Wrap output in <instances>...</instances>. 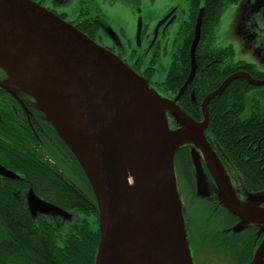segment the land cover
Instances as JSON below:
<instances>
[{
	"label": "water",
	"instance_id": "1",
	"mask_svg": "<svg viewBox=\"0 0 264 264\" xmlns=\"http://www.w3.org/2000/svg\"><path fill=\"white\" fill-rule=\"evenodd\" d=\"M199 33L197 24L190 71L176 99L193 78ZM0 61L5 81L32 98L91 186L99 230L94 264H193L174 169L182 146L192 145L195 194L210 195L202 156L220 204L239 219L233 230L254 224L264 231V190L249 192L233 182L204 135L210 99L232 79L256 86L264 80L246 72L228 76L204 97L202 120L196 121L118 57L32 0H0ZM9 68L22 85L8 79ZM168 115L177 127H169ZM0 174L17 177L1 165ZM31 192V207L39 202L41 211L61 212ZM250 264H264V236Z\"/></svg>",
	"mask_w": 264,
	"mask_h": 264
},
{
	"label": "flooded vegetation",
	"instance_id": "2",
	"mask_svg": "<svg viewBox=\"0 0 264 264\" xmlns=\"http://www.w3.org/2000/svg\"><path fill=\"white\" fill-rule=\"evenodd\" d=\"M32 1L73 25L118 57L150 88L173 100L196 121L202 120L201 103L204 97L218 88L228 76L246 72L255 80H264V65L258 67L254 62L235 59L233 44L216 45L214 34L228 7H246L245 14L252 16L251 19L244 18L242 24L259 31L263 45L258 48V57L260 64H264V0ZM209 12L214 13L216 19L210 20L206 16ZM197 24L200 33L195 49V72L181 96L176 99L190 71L189 49ZM209 27L214 28L213 34L206 36L205 33L203 36L206 37L203 38L202 29ZM189 37L188 61L185 62L182 51ZM159 66L166 67L163 79L157 78ZM171 66L180 71H170ZM257 74L260 76L256 77ZM239 79L246 81L243 78L232 79L220 94L244 89ZM250 85L253 86L247 93V99L248 96L249 99L252 97L250 102L247 100L242 110H236L230 117L258 122L264 116V101H260L262 95L258 88L264 90V85ZM210 100L206 104L208 124L204 135L222 161L230 179L240 183V170L264 172V154L261 155L259 151L261 143L264 147V134L249 137L245 155L235 152L224 137L220 138L214 132L216 130L210 128ZM227 104L219 105L223 114L232 110L231 104ZM168 124L170 128L177 127L172 118ZM236 139L240 140L239 137ZM191 147L182 146L176 151L174 169L193 264H250L262 242L264 231L254 224H248L238 231L233 230L239 219L220 204L216 185L202 156L199 160L210 195L200 197L195 194L196 178L189 153ZM251 149L257 154L250 155ZM0 165L17 175L12 178L0 174V212L12 208L16 216L23 213L27 222H20L19 216L21 227L26 229L31 222L36 227L46 229L49 221L58 233L64 235L80 230L86 224L92 230L97 229L99 235L98 209L84 171L43 119L41 112L35 108L32 98L7 83L1 68ZM31 191L36 199L57 206L62 213L41 211L39 202L31 207L28 200ZM6 229L5 222L0 220V250ZM12 233L16 239L17 232Z\"/></svg>",
	"mask_w": 264,
	"mask_h": 264
},
{
	"label": "trees",
	"instance_id": "3",
	"mask_svg": "<svg viewBox=\"0 0 264 264\" xmlns=\"http://www.w3.org/2000/svg\"><path fill=\"white\" fill-rule=\"evenodd\" d=\"M214 15V13L210 12L206 14L210 20L216 19ZM213 30L214 28L210 27L203 28L202 37L205 38L207 35L213 34ZM205 33L206 36L204 37L203 35ZM190 40L191 37L188 38V42L185 44V48L182 51L185 62L188 61L187 49ZM202 46L205 47L206 45L203 44ZM212 52L217 51L212 50ZM177 70L179 69L171 66L170 71L177 72ZM187 70L188 69L185 70L183 77ZM259 76L260 74H257L256 77ZM239 82L244 89L225 91L210 100L212 108L210 111L212 114L210 128L213 129V131L216 130L214 132H216L220 138L224 137L226 139L225 141L235 152H240L241 155H245L247 153L246 144L249 137L264 134V116L260 117L258 122L253 120H241L238 117H230L233 112L235 113L238 109L241 111L243 106L247 104V93L253 88V86L242 79H239ZM233 100L237 101L234 102ZM226 102H228L227 105L231 104L230 109L232 110L223 114V110L219 109V105L225 104ZM244 135L247 136L242 138ZM237 137L240 138L239 141H237ZM259 151L261 155L264 154L263 143L260 144ZM253 152L254 151L251 149L249 154H257V152ZM240 171L239 176L241 183L247 191L256 192L264 190V172ZM80 200L84 203L82 199ZM18 214L21 218L20 222L23 224L26 223L27 221L24 218V214ZM19 216L14 214L12 208L7 212H0V220L5 222L7 227L3 232L5 239L0 250V264H94L99 240L97 229L92 230L84 224L82 229L73 230L62 235L58 233L53 223L49 221L46 229L36 227L31 222L27 225L28 228L24 229L19 225ZM26 230H28V232ZM29 231L31 236L29 235ZM12 232H17L18 236L16 239H14ZM23 232L26 233L23 234Z\"/></svg>",
	"mask_w": 264,
	"mask_h": 264
},
{
	"label": "rangeland",
	"instance_id": "4",
	"mask_svg": "<svg viewBox=\"0 0 264 264\" xmlns=\"http://www.w3.org/2000/svg\"><path fill=\"white\" fill-rule=\"evenodd\" d=\"M244 8L246 7L234 8L230 6L224 11L214 32L216 36L215 43L220 46L232 43L235 52V59H244L246 61L254 62L258 65V67H260L264 65L260 64V58L258 57V48L260 49V46L263 45L262 38L259 31L255 27L250 28L249 25L246 24L243 26L242 20L244 18L251 19L252 16L251 14H245L246 12ZM172 30L173 29L169 31ZM165 74L166 67L159 66L157 68V78L163 79ZM258 89L255 90H258V92L262 95V97H260V101L263 102L264 90H262V88ZM250 99L248 96V102H250ZM181 200L182 198H180V203Z\"/></svg>",
	"mask_w": 264,
	"mask_h": 264
},
{
	"label": "bare ground",
	"instance_id": "5",
	"mask_svg": "<svg viewBox=\"0 0 264 264\" xmlns=\"http://www.w3.org/2000/svg\"><path fill=\"white\" fill-rule=\"evenodd\" d=\"M1 64V61H0ZM8 72V79L13 82L16 85H22L20 82V79L18 78V75L16 73H14L13 70H11L10 68L7 70ZM133 92V91H132ZM141 104H145L142 100L140 101Z\"/></svg>",
	"mask_w": 264,
	"mask_h": 264
}]
</instances>
